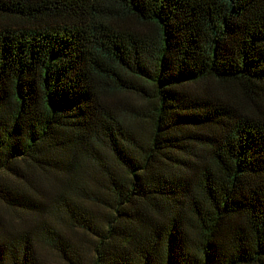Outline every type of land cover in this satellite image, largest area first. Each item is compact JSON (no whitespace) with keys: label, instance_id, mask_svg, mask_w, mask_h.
<instances>
[{"label":"trees","instance_id":"obj_1","mask_svg":"<svg viewBox=\"0 0 264 264\" xmlns=\"http://www.w3.org/2000/svg\"><path fill=\"white\" fill-rule=\"evenodd\" d=\"M0 18V203L36 221L0 215V264H48L41 245L264 264V0H0Z\"/></svg>","mask_w":264,"mask_h":264},{"label":"rangeland","instance_id":"obj_2","mask_svg":"<svg viewBox=\"0 0 264 264\" xmlns=\"http://www.w3.org/2000/svg\"><path fill=\"white\" fill-rule=\"evenodd\" d=\"M0 22H2V19L0 18ZM208 86L210 88L214 89H222L223 85L218 83L216 80H209L207 82H204L203 84H195L192 85V91L194 90H200L202 87ZM120 97L124 98L123 95ZM125 98H128L127 100L135 103V100L138 101L139 97L134 95L126 96ZM29 174L30 178L33 182H36L37 185L43 188V191H45L47 194L51 195L54 192V182L52 181L54 177L52 178L49 175H46L42 173L41 171L34 169L32 167L29 168ZM57 189V188H55ZM0 215L2 219L6 221L8 227H16V229L20 230L21 226L24 224H32L34 221L33 215H29L27 213H21L12 211L10 209L5 208V206L0 203ZM36 222V221H34ZM70 235L74 236L75 238H78L77 234L72 233L71 231ZM79 234V233H78ZM40 254L42 258L48 263V264H66L56 253L51 251L46 246L41 245L39 247Z\"/></svg>","mask_w":264,"mask_h":264}]
</instances>
